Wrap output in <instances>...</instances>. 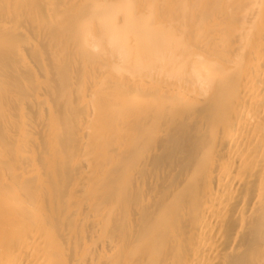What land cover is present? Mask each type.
Wrapping results in <instances>:
<instances>
[{
    "label": "bare ground",
    "instance_id": "bare-ground-1",
    "mask_svg": "<svg viewBox=\"0 0 264 264\" xmlns=\"http://www.w3.org/2000/svg\"><path fill=\"white\" fill-rule=\"evenodd\" d=\"M0 264H264V0H0Z\"/></svg>",
    "mask_w": 264,
    "mask_h": 264
}]
</instances>
